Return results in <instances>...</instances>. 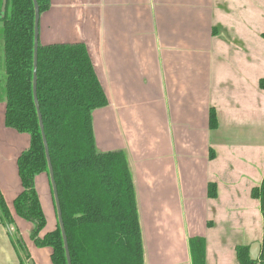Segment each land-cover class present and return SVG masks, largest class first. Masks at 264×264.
Wrapping results in <instances>:
<instances>
[{
	"label": "crops",
	"instance_id": "0c3cea01",
	"mask_svg": "<svg viewBox=\"0 0 264 264\" xmlns=\"http://www.w3.org/2000/svg\"><path fill=\"white\" fill-rule=\"evenodd\" d=\"M40 26L43 45L89 50L109 101L94 113L97 145L128 156L145 264H192L196 237L206 264H240L237 247L250 256L256 243L260 264L264 212L252 190L264 182V0H51ZM5 80L2 70L0 191L14 222L0 209V264H28L27 251L35 264H53L52 249L38 248L32 224L14 211L17 162L31 138L5 124ZM37 185L54 203L48 176ZM56 223L54 205L43 234Z\"/></svg>",
	"mask_w": 264,
	"mask_h": 264
},
{
	"label": "trees",
	"instance_id": "16d2710c",
	"mask_svg": "<svg viewBox=\"0 0 264 264\" xmlns=\"http://www.w3.org/2000/svg\"><path fill=\"white\" fill-rule=\"evenodd\" d=\"M41 15L51 0H37ZM0 0L5 57V124L29 135L30 147L18 158L22 191L14 201L17 216L32 224L31 239L38 248L52 249L53 264H68L62 230L58 222L47 228L36 179L50 181L43 134L34 97L35 5L34 0ZM37 96L45 136L54 169L64 227L72 264H145V246L136 186L125 151H100L94 130V113L109 104L87 46L83 43H54L38 51ZM216 110L210 128L216 130ZM214 152L211 158H214ZM52 188V184L50 181ZM217 185L209 197H217ZM53 193V189H52ZM54 195V194H53ZM264 212V182L252 190ZM0 209L14 222L0 191ZM192 264H206V241H189ZM24 250L25 247H24ZM27 260L31 259L27 252ZM240 264L252 261L247 246L237 247ZM260 264H264V251Z\"/></svg>",
	"mask_w": 264,
	"mask_h": 264
},
{
	"label": "water",
	"instance_id": "95a60500",
	"mask_svg": "<svg viewBox=\"0 0 264 264\" xmlns=\"http://www.w3.org/2000/svg\"><path fill=\"white\" fill-rule=\"evenodd\" d=\"M34 5H35V58H34V97H35V104L38 110L39 114V120H40V127L41 131L43 134V140H44V145H45V150H46V155H47V160L49 163V172H50V181L52 184V189H53V194H54V199H55V204H56V209H57V214H58V222L60 224L61 230H62V236H63V241H64V247L66 251V256H67V262L68 264H72L71 262V255H70V250H69V245H68V239L64 227V222H63V217H62V209H61V204H60V199H59V194H58V189L55 181V176H54V169L51 163V158H50V153H49V146L47 143V139L45 136V129H44V124H43V119L42 115L40 112V106H39V101H38V96H37V85H38V77H37V70H38V51H39V44H40V21H41V13H40V8L37 0H34ZM6 9V0H4V7L3 11ZM17 241L20 242L22 247H24L22 238L20 234H16ZM262 246L260 243H256L253 246H251L250 249V259L252 261H257L258 256L261 252ZM26 252V251H25ZM27 253V252H26ZM28 264H35V262L30 259L28 260Z\"/></svg>",
	"mask_w": 264,
	"mask_h": 264
},
{
	"label": "rangeland",
	"instance_id": "374dc122",
	"mask_svg": "<svg viewBox=\"0 0 264 264\" xmlns=\"http://www.w3.org/2000/svg\"><path fill=\"white\" fill-rule=\"evenodd\" d=\"M40 29H41V26H40ZM3 36H4V27H3V23L0 21V76H1L2 70H4V72H5V57H4V51L2 48V44H1V39L3 40ZM0 87H1V82H0ZM36 189H37L38 194L40 195L41 204L43 206V211H44V214L46 216L47 223H48L49 214L51 215V208L54 210V205H55V209H56L54 196H53V199H54V203H53L51 193L49 195V192H47V191L45 192L43 187L38 186V185L36 186ZM47 197L50 199V202H49V200H47ZM14 211H15V207H14ZM181 225L183 227V221H181ZM22 248L24 249V247H22ZM26 255H27V253H26ZM44 259L49 261V258L47 256H45Z\"/></svg>",
	"mask_w": 264,
	"mask_h": 264
}]
</instances>
